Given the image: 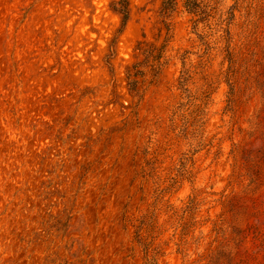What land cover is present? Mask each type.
<instances>
[{"label":"rangeland","instance_id":"1","mask_svg":"<svg viewBox=\"0 0 264 264\" xmlns=\"http://www.w3.org/2000/svg\"><path fill=\"white\" fill-rule=\"evenodd\" d=\"M208 1L0 0V264H264V0Z\"/></svg>","mask_w":264,"mask_h":264},{"label":"trees","instance_id":"2","mask_svg":"<svg viewBox=\"0 0 264 264\" xmlns=\"http://www.w3.org/2000/svg\"><path fill=\"white\" fill-rule=\"evenodd\" d=\"M178 4V0H162V14L166 20H168L171 16V14L175 11L176 7ZM183 7L185 10L191 14L194 18L193 24L195 27L197 24L201 23L202 21L205 20L206 17H209L208 11L210 10V5L208 0H183ZM110 8L113 12L117 13L122 22H126L129 18V3L128 0H111L110 2ZM163 47L160 49H157L156 53L153 55V51L150 49L148 50H142L141 55L144 56V60H146V63H148L150 60L151 64L149 65L150 71L151 72H157L159 68L161 67L160 61L162 59V50ZM155 50V49H153ZM138 65L132 66L130 69L127 70L126 72V79L128 80L127 86L129 87L130 92H134L135 88L134 86L136 85L137 81H135V77L137 75H141V72L136 70ZM133 71V72H132ZM233 71L231 72V74ZM181 81H179V85L182 86L185 79L180 78ZM184 80V81H183ZM228 94H227V100H226V108L227 110H232V106L234 107V104L236 102L235 100V95L238 90L236 91V80L234 78V74L230 76L228 80ZM190 100L197 101V98H192V96H189ZM193 104V103H192ZM194 110L189 112V115L192 117L193 116V123L196 125L200 123L201 125L203 124L200 122L203 118V110L201 109V105H194ZM193 202H190V205L187 207V211H191V206ZM186 224H183V227L181 230L184 229ZM216 250L214 251V253ZM145 264H154V260L152 257L146 258Z\"/></svg>","mask_w":264,"mask_h":264}]
</instances>
